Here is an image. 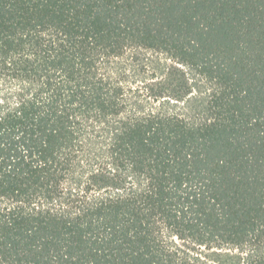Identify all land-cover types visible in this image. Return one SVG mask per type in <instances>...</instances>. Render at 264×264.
Wrapping results in <instances>:
<instances>
[{
	"label": "trees",
	"instance_id": "trees-1",
	"mask_svg": "<svg viewBox=\"0 0 264 264\" xmlns=\"http://www.w3.org/2000/svg\"><path fill=\"white\" fill-rule=\"evenodd\" d=\"M0 264H264V0H0Z\"/></svg>",
	"mask_w": 264,
	"mask_h": 264
},
{
	"label": "rangeland",
	"instance_id": "rangeland-1",
	"mask_svg": "<svg viewBox=\"0 0 264 264\" xmlns=\"http://www.w3.org/2000/svg\"><path fill=\"white\" fill-rule=\"evenodd\" d=\"M153 60H154V64H153L152 70L146 73V76L149 77L148 78L149 82H151V81L156 82L157 81V78H155V77H157V75L155 76V73L159 74V72H160V70H157V67L161 66V65H165V63H168L170 65L173 64V67L176 69H179V71H181V72L188 71L184 67L177 66L174 63H172L171 61L166 62V59H163L162 56L155 55ZM158 64H160V65H158Z\"/></svg>",
	"mask_w": 264,
	"mask_h": 264
}]
</instances>
